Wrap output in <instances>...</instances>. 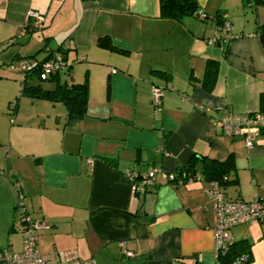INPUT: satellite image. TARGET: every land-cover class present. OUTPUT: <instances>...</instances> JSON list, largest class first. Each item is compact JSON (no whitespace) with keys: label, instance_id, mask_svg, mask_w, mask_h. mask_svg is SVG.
Masks as SVG:
<instances>
[{"label":"crops","instance_id":"obj_1","mask_svg":"<svg viewBox=\"0 0 264 264\" xmlns=\"http://www.w3.org/2000/svg\"><path fill=\"white\" fill-rule=\"evenodd\" d=\"M196 4L207 19L162 17L159 0H0V79L20 77L10 69L13 62L41 59L44 46L65 45L70 74L61 79L74 82L85 72L96 79L90 94L105 96L110 83L109 98L91 100L74 125L66 124L62 104L47 101L51 110L31 116L33 122L18 112L10 125L5 120L0 175L11 186L12 208L21 195L26 212L47 224L37 232V248L52 258L49 264L67 250L95 264H222L214 252L210 184L167 180L194 155L232 156L229 180L236 182L220 188L228 199L264 197V128L255 130L248 150L243 139L214 125L225 114L263 113L264 49L257 32L264 27V0ZM30 11L42 15L44 28L24 34ZM217 15L234 35L223 46L206 42ZM104 36L127 53L99 47ZM208 62L217 66L209 91L203 84ZM154 87L162 92L160 110L151 105ZM200 169L197 162L196 175ZM126 170L154 174V186L133 195ZM18 214L6 236L13 253L22 250ZM256 224L233 228V240L250 244Z\"/></svg>","mask_w":264,"mask_h":264},{"label":"built area","instance_id":"obj_2","mask_svg":"<svg viewBox=\"0 0 264 264\" xmlns=\"http://www.w3.org/2000/svg\"><path fill=\"white\" fill-rule=\"evenodd\" d=\"M200 20L207 19L203 13H198ZM221 22L217 24L213 21L211 35L206 39L209 44L226 45L233 38L232 27L225 16L220 17ZM26 26L28 31L33 33L41 32L44 28L42 15L30 11L27 14ZM67 46L61 45L60 50L53 52L46 61L41 64L40 79L45 80L49 76L57 73H64L66 61L63 59ZM47 51V50H46ZM45 51V53H47ZM35 62L33 60L19 59L10 65V69L20 75L23 79L33 70ZM162 92L154 87L151 92V105L154 109L160 110ZM215 127L221 134L244 140L248 150L254 147L256 133L255 130L264 128V113L255 114H225L214 121ZM126 174L132 179V194H143L154 186V174H140L135 171L126 170ZM167 177V176H166ZM174 176L167 177V180L177 185L183 182ZM195 180H201L196 176ZM188 182H192L189 180ZM209 195L213 200V234L214 252L216 256L219 252H226L227 248L234 242L231 230L240 225L257 223L264 228V197H255L251 201L241 199H228L220 190L217 183H209ZM17 207L20 210V233L22 235V250L20 253H13L9 250L0 251V264H49L52 258L42 254L37 248L38 233L48 229L47 224L42 220L32 218L24 209L22 197L18 196ZM126 256L131 253L126 251ZM245 257L236 259L233 264H244ZM56 264H95L93 259H81L76 250H67L62 254V260Z\"/></svg>","mask_w":264,"mask_h":264},{"label":"trees","instance_id":"obj_3","mask_svg":"<svg viewBox=\"0 0 264 264\" xmlns=\"http://www.w3.org/2000/svg\"><path fill=\"white\" fill-rule=\"evenodd\" d=\"M160 2V16L170 18L175 21H179L185 16H191L195 14L197 17L196 10L197 4L196 0H159ZM220 15L214 16L212 21L219 24L221 22ZM24 30L28 31V27L25 26ZM29 34L33 33L32 31L27 32ZM257 37L264 49V27L260 28L257 32ZM47 39V38H46ZM98 46L101 48L108 49L110 51L118 52L121 54L127 53V51L115 47L111 40L107 37H100L98 39ZM61 46H58L56 49L47 48L44 46L42 51L45 53L43 58L38 59L36 56H31L23 58L24 60H33L34 66L33 70L27 74L23 79H21V90L20 96L29 97L31 99H37L42 101H47L51 104L60 103L64 106L67 117L66 124L74 125L78 120L87 115V104H88V85L85 80L83 83H74L70 79L63 80L60 78V73L49 76L45 80L40 79L41 64L50 57L53 52L60 50ZM64 52L63 59L66 61V70L64 73L70 74V65L67 63L66 54ZM217 66L214 62H208L206 65L205 72V81L203 82L206 90H210L212 86V78L215 76ZM153 73H160L154 71ZM63 74V73H61ZM37 80L39 82L50 83L53 85L51 89H42L40 85H32L31 82ZM110 83L109 80L106 82V97L109 98ZM260 107L264 113V95L262 94L259 99ZM17 108V102L11 104L10 109L13 111V114ZM110 163L109 160H106ZM197 162H200L201 169L199 176L201 181L207 183H217L221 187H226L230 184L236 182V178L229 180L230 175H233L234 170V160L232 156H229L223 161H217L214 159L206 158L202 155H194L193 158L184 166L177 169L176 174L174 175L177 180L180 179L183 184L188 183L189 180H195L196 171L195 165ZM138 173V172H136ZM173 176V177H174ZM221 190V189H220ZM223 193V192H222ZM224 194V193H223ZM225 195V194H224ZM9 250V248H2L0 251ZM245 257L244 264H250L251 262V253H250V244L243 240L239 242H233L226 250V252H219L217 258L221 260L222 264H233V262L241 257Z\"/></svg>","mask_w":264,"mask_h":264},{"label":"rangeland","instance_id":"obj_4","mask_svg":"<svg viewBox=\"0 0 264 264\" xmlns=\"http://www.w3.org/2000/svg\"><path fill=\"white\" fill-rule=\"evenodd\" d=\"M0 79V135L2 130L4 131V135L6 134L5 131L7 129V126L5 125V120L10 125L9 119L16 118L17 112L19 113V117H21L24 120H27L29 122H33V115L36 113H42L46 114L51 110V105L46 103L42 100L37 99H31L29 97L20 96V90H21V80L18 76L12 77H5L1 76ZM9 79V80H7ZM87 81L88 85V103H90L91 100L96 99L99 96L106 97L105 94H90L91 90L94 92V90L97 88L96 79L91 76L90 80L87 77L85 72H81L80 76L76 77L74 79L75 83H83L84 81ZM32 85H40L42 89H51L53 87L50 83L45 82H39L37 80H34L31 82ZM14 102H17V108L15 114H13V111L10 109L11 104ZM32 118V120H28L29 118ZM5 129V130H4ZM3 155V152L0 150V158ZM6 177L3 175H0V247L6 248V236L7 231L10 225L14 222L18 221V211L20 213L19 208L13 209L10 205L9 198H8V191L7 186L10 188V185H7ZM260 195H264V186L259 191ZM17 206V205H16ZM257 228H255L252 232V242H250V253H251V262L250 264H264V228L260 226L259 224ZM18 243V241H17ZM6 246V247H5Z\"/></svg>","mask_w":264,"mask_h":264}]
</instances>
